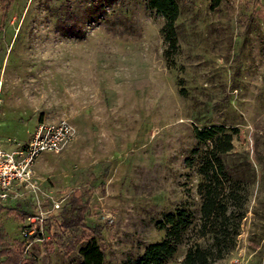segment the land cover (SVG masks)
<instances>
[{"label":"rangeland","instance_id":"374dc122","mask_svg":"<svg viewBox=\"0 0 264 264\" xmlns=\"http://www.w3.org/2000/svg\"><path fill=\"white\" fill-rule=\"evenodd\" d=\"M176 1L166 59L165 17L148 0H0V145L28 141L39 121L74 128L35 157L36 193L0 200V264H75L90 236L103 264L133 261L163 238L165 213L197 214L209 141L193 127L210 125L233 133L225 158L246 192L236 243L212 264H264V0ZM74 190L88 226L62 224ZM30 214L42 239L23 234ZM196 234L187 229L166 264Z\"/></svg>","mask_w":264,"mask_h":264},{"label":"trees","instance_id":"16d2710c","mask_svg":"<svg viewBox=\"0 0 264 264\" xmlns=\"http://www.w3.org/2000/svg\"><path fill=\"white\" fill-rule=\"evenodd\" d=\"M148 4L165 17L161 27L167 44L164 55L166 59H171L177 48L175 20L179 13L178 3L176 0H148ZM67 20L71 21V16ZM193 131L199 140L209 141V146L200 156L198 166L200 180L197 192L200 201L197 214L185 206L165 213L163 218L156 221L158 228L164 229L163 238L150 242L140 256L124 264H166L176 253L183 242L184 233L190 227L197 234L195 240L187 246L179 264H212L234 247L245 215L246 192L239 186V181L225 158L232 148L233 133L224 125L202 128L194 126ZM76 191H72L70 199V210L74 214L63 219L62 224L77 227L82 222L88 226L84 218L87 210V200L83 199L82 193L84 190ZM5 249L2 250L3 254ZM79 252L81 258L75 264L104 262V250L95 236H90L79 247ZM10 259L7 255L4 261L9 262ZM16 260L11 261V264H16Z\"/></svg>","mask_w":264,"mask_h":264},{"label":"built area","instance_id":"2783aa9c","mask_svg":"<svg viewBox=\"0 0 264 264\" xmlns=\"http://www.w3.org/2000/svg\"><path fill=\"white\" fill-rule=\"evenodd\" d=\"M74 136L73 125L66 119L57 122L39 121L36 123L28 141L18 144L8 150L0 145V200H14L24 192H37L39 186L34 178L33 163L42 150L58 152ZM53 200L54 206L59 207L61 201ZM29 222L23 228V234H37L38 239L44 237L40 228H34L41 220L38 214L27 215Z\"/></svg>","mask_w":264,"mask_h":264}]
</instances>
